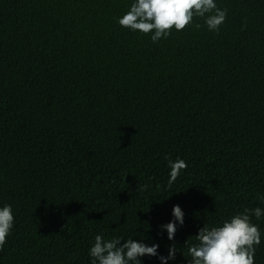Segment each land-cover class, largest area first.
I'll use <instances>...</instances> for the list:
<instances>
[{"label":"trees","instance_id":"1","mask_svg":"<svg viewBox=\"0 0 264 264\" xmlns=\"http://www.w3.org/2000/svg\"><path fill=\"white\" fill-rule=\"evenodd\" d=\"M133 2L0 0V208L15 217L0 264H91L98 234L158 244L141 264L173 244L168 264H190L205 224L264 212V0H216L219 34L155 43L119 24Z\"/></svg>","mask_w":264,"mask_h":264},{"label":"clouds","instance_id":"2","mask_svg":"<svg viewBox=\"0 0 264 264\" xmlns=\"http://www.w3.org/2000/svg\"><path fill=\"white\" fill-rule=\"evenodd\" d=\"M196 18L204 24L194 23ZM227 20V9L218 7L216 0H134L130 10L119 19V24L132 31L152 34V41L167 39L172 31H184L194 26L196 29L206 26L208 31L219 34ZM166 159H168L166 157ZM170 189L182 170L187 169L183 159L169 160ZM147 186H145L146 188ZM140 191V187L138 189ZM264 201V197H260ZM264 215L261 208L244 209L240 214L225 221L222 226L209 227L207 224L198 230L195 238H190L184 248L191 257L190 264H255L256 247L261 244V230L252 222V217L260 219ZM174 220L162 226L169 240H174L177 222L184 225L185 213L179 205L173 208ZM15 217L12 207L0 208V251L7 243L14 227ZM195 239L197 243H190ZM122 241H124L122 243ZM159 245L148 246L134 239L123 240L114 237L106 240L103 235L95 236L89 255L91 264H141L144 256H157ZM178 248L173 244L167 257L160 256L161 264H168L176 258Z\"/></svg>","mask_w":264,"mask_h":264}]
</instances>
